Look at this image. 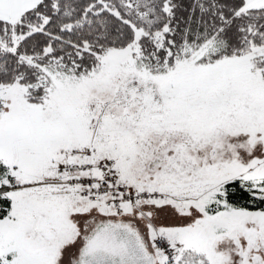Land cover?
<instances>
[{"label": "snow or ice", "instance_id": "6c2138e0", "mask_svg": "<svg viewBox=\"0 0 264 264\" xmlns=\"http://www.w3.org/2000/svg\"><path fill=\"white\" fill-rule=\"evenodd\" d=\"M0 264H264V0H0Z\"/></svg>", "mask_w": 264, "mask_h": 264}]
</instances>
